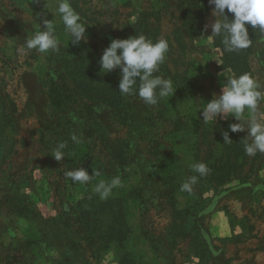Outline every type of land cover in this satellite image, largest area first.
I'll return each instance as SVG.
<instances>
[{"label": "rangeland", "instance_id": "1", "mask_svg": "<svg viewBox=\"0 0 264 264\" xmlns=\"http://www.w3.org/2000/svg\"><path fill=\"white\" fill-rule=\"evenodd\" d=\"M58 2L0 0V78H5L4 87L19 107L16 127L20 151L14 164L13 177L20 176L21 181L32 178L33 192L28 194L45 219L57 217L59 211H67L68 207L90 192L96 193L94 188L99 182L90 185L88 182L73 183L65 176L67 171L80 167L84 169L86 162L79 161L86 153H90L97 161L107 163L111 153L106 145L107 140L114 142L116 139L129 138L128 130L116 122L106 109H100L102 117L98 116L99 132L95 137L87 138L83 132L87 121L79 115L78 110L67 108L61 111L51 106L47 92L51 82L58 80L63 63L61 55L85 54L90 47L98 48L103 54L112 39L132 37L133 24L142 11L157 14L152 22L159 20L157 25L164 39H170L178 27V22L170 14L177 13L174 9L176 2L172 0L170 6L166 0H69L80 15V22L87 28L86 39L76 44L72 43L60 14L55 11ZM200 5L208 7L205 9V24L214 23L209 0H202ZM45 18L53 21L59 49L47 53H39L34 49L20 56L17 49L25 40L35 32L45 30ZM211 35L209 26L204 36L187 39L181 49L174 47L171 56L172 75H186L193 80L194 86L181 92L173 88V94L163 99L164 104L154 105L152 109L160 121L158 131L150 137L159 136L164 142L163 149L168 150L170 157L161 155L158 158L160 165L154 170L155 177L150 181L143 172H137L134 165L126 167L127 177L113 188L111 195L125 199L133 233L122 250L113 246L99 258L91 259L90 264H119L124 253H129L139 264H166L152 254L150 244L159 246L160 241L169 237L174 226L181 227L184 233L178 244V249H182V253L178 254V264H264V154L262 160L257 161L254 171L249 169L250 165L243 169L242 181L236 179L238 175L225 178L215 182V189L206 191L198 189V181L192 186L191 192L181 191V186L178 187L188 177L198 175L191 170L190 165L196 163L199 143L203 142L201 133H210V141H213L218 123L225 122L228 131L230 124L239 123L233 117H219L208 122L202 117L206 103L213 99V94H221L226 78L234 76L223 67L221 52L214 47V37H208ZM262 42L258 46L264 51V36ZM253 67L254 79L264 93V68L256 60ZM107 75L114 80L121 78L119 69ZM258 111L264 112V96L258 104ZM162 118L178 121L182 127L187 125L184 139L182 128L172 134L171 126L164 123ZM169 133L170 136H166ZM241 133L246 138L247 132H239L238 135ZM73 134L77 136L78 143L71 140ZM43 136L48 143L41 141ZM62 141L69 144L70 149L65 153V158L58 162L52 154ZM219 142L213 141L212 147L216 146L217 149L209 158L210 166L222 158ZM146 144H143L144 151ZM211 153L207 151L202 155ZM248 157L251 161L254 156ZM26 168L25 173H21ZM167 177H178L172 184L177 186L169 198L160 196V192L168 189L165 185ZM146 182L150 184L143 188L142 184ZM139 197L146 206L139 203ZM141 205L147 207V212L141 211ZM187 208L192 213L191 222L173 216L174 209L184 211ZM196 219L202 223L199 230L214 254L213 258H205L204 261L194 254H186L197 247L195 238L186 235L191 233L192 221ZM43 222L38 221L36 224L16 218L0 208V264H60L57 247L61 244L49 248L45 243L36 242L41 235L37 229L46 227ZM164 251L162 249V254Z\"/></svg>", "mask_w": 264, "mask_h": 264}, {"label": "trees", "instance_id": "2", "mask_svg": "<svg viewBox=\"0 0 264 264\" xmlns=\"http://www.w3.org/2000/svg\"><path fill=\"white\" fill-rule=\"evenodd\" d=\"M167 1H169V4ZM170 1L166 0V4L169 6ZM172 1L176 2L174 9L177 13L170 12V14L178 22V27L170 39H165L168 41V51L163 63L159 65V69L154 75L167 80L170 77L173 88L177 92H181L187 88H192L194 86L193 80L186 75H172L171 56L174 54L175 46L181 49L187 39L205 35L204 15L205 9L208 7H201L202 0ZM72 8L76 10L75 7ZM225 11L229 19H232L233 14L228 13L227 10ZM156 18V13L151 14L147 11L138 13L133 24L132 37L143 35L153 42L161 39L160 28L157 25L159 20L156 23L152 22ZM248 31L252 43L247 49L226 52L221 42L222 37H214V47L221 52L223 67L229 69L234 76L238 77L243 73H250L254 78L253 62L258 61L264 68V51L258 46L263 43L264 34L260 33L258 29L254 30L250 25H248ZM101 56L100 50L96 47H90L85 54L71 53L67 56L62 54L63 63L57 76L58 80L51 82L47 92L49 102L57 110L64 111L67 108H74V111L78 110L79 115L87 121L83 128L87 138H93L99 132L98 116H101L100 109H106L109 115L116 119V122H119L121 126L128 130V139H116L114 142L107 140L106 145L108 150L111 151L107 163L95 160L90 153H86L80 159L79 163L86 162L84 169L92 176L87 183L88 185L102 180L111 183V180L115 177H119L121 182L125 176L127 177L126 167L129 164L134 165L140 174L143 172L144 175H147L150 181L155 177L154 170L160 165L158 158L161 155L170 157L168 150L163 149L164 142H162V139L157 135L156 137H150L158 131V121L160 119L156 118L157 115L152 110L154 105L146 104L138 96V92L128 95L119 92L120 79L114 80L102 72L99 66ZM4 81H6L4 77L0 78V208L5 209L13 217L25 219L32 223L37 224L38 221H44L46 227L37 229L41 235L36 242L45 243L49 248L61 244L59 248L57 247L58 255L61 258L60 264H90L91 259L99 258L100 255L105 254L113 246L122 250L133 233L124 198L110 195L107 199L102 200L99 194L90 192L68 207L67 211L61 210L57 217L45 219L41 217V213L34 206L32 197L28 194L33 192L32 178L21 181L20 176L13 177L14 164L20 151L18 148L19 131L16 127L19 107L16 100L4 87ZM163 99L158 102L159 105L164 104L162 103ZM62 119L63 117L60 120ZM177 120L180 121V119ZM163 122L169 123L172 129L170 133L172 134L182 128V139H184L187 125L182 127L180 122H173L171 119H163ZM224 131L228 132L229 138L232 140L231 143L225 144L222 135ZM170 133L166 136H170ZM201 134L200 139H203V142L199 143L196 163L206 164L212 173L209 171L206 176L199 177L197 185L200 191L215 189V182H221L225 178H234L236 175L239 176L236 179L239 178V181H242L244 178L242 175L243 169L250 165L249 169L254 171L257 168V161L263 158V154L258 152L249 161L242 142L245 139L244 135L228 131L227 124L221 122L215 126L213 141L214 143L220 141L222 158L210 166L208 164L209 158L213 156L217 147H212L214 143L212 140L210 141V133L202 132ZM102 140L106 141V139ZM41 141L48 143L44 136ZM144 142H147L146 151L143 147ZM43 148L45 149L44 146ZM44 149H42V152H44ZM69 149L70 145L67 144L64 153H68ZM207 151H210V153L212 151V153L203 156L202 153ZM20 166L16 167L21 168ZM26 170L27 168L21 173H25ZM213 173L214 175H212ZM217 173L220 175L218 176ZM166 179L165 185L168 186V189L160 192V196L169 198V195L175 191L177 184H172L175 180H178V177H167ZM149 184V182L143 183L142 187H147ZM180 186L178 185V187ZM138 200L139 203L146 206L141 197ZM144 205H141V211L147 212V207ZM172 213L177 219L191 222L192 213L188 208L184 211L174 209ZM192 222V234L186 233V235L195 238L197 247H193V250L190 249L186 254H194L201 261H204L205 258H213L214 254L199 230L202 223L199 219ZM180 228L177 226L172 227L169 237L160 241L159 246L154 247L150 244L152 254L166 264H178V254L182 253V249H178V244L184 234ZM162 244L168 247H162ZM162 249L165 250L163 254ZM119 264L139 263L133 260L129 253H124L121 255Z\"/></svg>", "mask_w": 264, "mask_h": 264}, {"label": "clouds", "instance_id": "3", "mask_svg": "<svg viewBox=\"0 0 264 264\" xmlns=\"http://www.w3.org/2000/svg\"><path fill=\"white\" fill-rule=\"evenodd\" d=\"M209 6L212 7L215 22L205 25V30L210 26L212 35L208 37H222L221 42L226 52L250 47L252 40L248 25L264 33V0H209ZM225 10L233 14L232 19H229ZM55 11L60 14L65 32L70 34L72 43L78 44L86 39L87 28L80 22L81 17L72 8L69 0H59ZM43 25L45 30L35 32L17 49L20 56L23 57L34 49L39 53L59 49L53 21L45 18ZM168 47V41L163 38L153 42L143 35L123 40L112 39L103 51L99 66L105 74L116 69L120 70L121 94L138 92V96L146 104L157 105L161 99L173 94V82L154 75L159 65L163 63ZM260 87L250 73H243L238 77L228 76L226 83L222 85L221 94H213V99L206 103L202 112L205 122L210 119L217 120L219 117H233L239 121L230 124L229 128L232 133L247 132L242 142L248 156H255L258 152L264 154V112L258 111V104L264 93L261 92ZM222 135L225 144L232 142L227 131ZM71 140L74 143L79 142L75 134L71 136ZM66 147V142L59 143L52 157L58 162L62 161L65 158ZM190 168L198 175L188 177L181 184V191L191 192L198 177L206 176L210 171L202 162L193 163ZM65 176L73 183H86L92 177L81 167L67 171ZM119 183V177L113 178L111 183L102 180L95 186L94 191L105 200Z\"/></svg>", "mask_w": 264, "mask_h": 264}]
</instances>
